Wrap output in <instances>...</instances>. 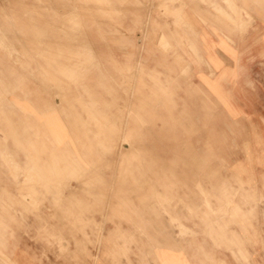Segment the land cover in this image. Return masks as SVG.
<instances>
[{
  "label": "rangeland",
  "instance_id": "rangeland-1",
  "mask_svg": "<svg viewBox=\"0 0 264 264\" xmlns=\"http://www.w3.org/2000/svg\"><path fill=\"white\" fill-rule=\"evenodd\" d=\"M217 7L211 0H0V200L13 185L10 221L21 237L30 234L36 264H69L85 249L100 264L108 255L149 264L152 256L138 247L149 240L181 247L158 251L161 261L218 264L234 249V260L247 264L244 223L260 233L264 255V150L252 163L256 185L238 186L242 176L232 167L245 162L242 142L264 129H245L223 113L226 100L221 106L210 95L207 64L191 45L200 46L201 28L223 38ZM157 19L169 34L156 32ZM215 58L209 71L216 72H206L214 80L227 71ZM192 72L209 93L187 85ZM54 118L64 130L52 129ZM61 133L69 145L52 148L47 135ZM226 195L240 223L224 212ZM205 198L214 240L200 220ZM224 224L238 230L241 244L226 245Z\"/></svg>",
  "mask_w": 264,
  "mask_h": 264
},
{
  "label": "crops",
  "instance_id": "crops-1",
  "mask_svg": "<svg viewBox=\"0 0 264 264\" xmlns=\"http://www.w3.org/2000/svg\"><path fill=\"white\" fill-rule=\"evenodd\" d=\"M226 1L211 0L214 5L218 6V9H221V6L223 4V38L221 37L222 31L220 30L217 31L219 33H216L217 36L213 35L214 30H208L212 35L211 39L207 36L206 30L203 31L201 28L199 29L200 46H197L193 40H191V45L195 46L196 57L207 64L208 70L202 68V80L205 83H208V87L211 89L209 90L211 92L210 95L219 100L218 103H220L221 106L224 105V98L226 100L225 106L227 107L223 106V113H225L227 116L228 111H230L231 115L236 117V119L233 120L229 116L227 117L232 121H235L236 123L244 125L245 129H264V0ZM228 7H233L235 13L233 14ZM187 17L189 19L194 17L190 10H188ZM156 18H158L157 15ZM228 18L235 19V22L232 23L228 20ZM156 22L158 26L156 30L157 33H160V31H162L163 34H169V30L165 25L162 24V29L160 30V25H158L160 22L158 21V19L156 20ZM221 27L222 25L220 26V28ZM216 28L218 27L216 26ZM178 36V41L185 44L184 35L179 34ZM215 56L223 61V68L227 70L225 72L223 70V72L216 80L212 79L209 74L206 73L210 72L214 74L216 72L209 71V69H211V67L209 66V61L214 62L216 60ZM217 66L220 65L217 64ZM192 76L193 78L188 81L191 82V84L189 83L187 85L191 86L197 84L198 86L203 87V84H201V80L196 76L194 72H192ZM207 77H210V79H208ZM165 81L166 79H164V82ZM171 82H173L175 86H178L180 84L179 82H181L180 77L174 78ZM204 90L207 91L205 88ZM195 91H200V89ZM18 108L21 109L20 104ZM59 128L61 131L64 130L62 126L59 127V122L54 118L52 129L59 130ZM47 138L52 148H58L60 144L63 148L69 145L67 135L62 133L60 136L54 134L49 136L47 135ZM251 138V142L248 139L242 142V147L245 149V159H243V161L245 162H240L232 166L233 169L237 172V176H242V178L240 177L237 179V182L239 183L238 186H241L242 183H244V186L246 185V183H248V186L250 184L256 185L255 178L258 175H256L252 163L255 161H259L261 158L260 154L264 150V136L262 133L256 131L252 133ZM54 139L59 141L56 142ZM64 139H66L67 142L63 144L60 141ZM257 147L260 148L259 152H257ZM3 185V183H0V190L3 189ZM6 187L7 189L9 188L11 190L12 199L11 195L5 192L4 201H2L3 199L0 200V264H36L35 244L34 241L30 238V234L27 237L25 235L21 237L17 228H14L16 224L10 221L14 217L11 213L12 207L10 206V203H12L17 198V191L13 185H7ZM262 188L264 189V180L262 181ZM244 190L245 188L243 189V191ZM261 192L262 190L259 189V198L263 197ZM208 200L211 202L209 198L204 199L207 208L209 207ZM233 201L234 200L232 199V197H228L227 195L224 197V212L231 220H238V223H240V219H242V217L234 212L229 213L228 206ZM245 202L248 203L249 199L245 200ZM211 209L212 208L210 206V208H208V211H203V213L200 215V220L206 223L205 226L207 227V230H205V232L214 240L213 231L215 224ZM178 217L179 214L171 216L173 220L178 219ZM127 220L131 221L129 217H127ZM243 225V234L245 235V237H248L249 240L245 239V241H243L237 229H230L227 225L224 224V235H222V237L227 238L226 245L234 247V245L238 246L243 241L245 243L243 245V255L248 259L247 264H264L260 260L261 257H264V255H261L263 251H260L258 244L261 236L260 233L254 231L253 229L251 231H248V224L244 223ZM186 228L189 229L188 227ZM255 229L257 228L255 227ZM115 230L119 231L120 229L116 227ZM228 230H230V232ZM10 231H12L13 234H10ZM191 231L193 230L191 229ZM257 231L259 230L257 229ZM127 234L130 237H134V233L131 231H129V233ZM111 236L112 232L109 233L108 237ZM138 247L140 250H143L144 252L151 255L152 262L154 261L155 264H181V262L172 263L171 261H161L159 258L160 252L158 251H163L164 248L182 252L181 247L179 248L176 243L166 244V246H160L159 244L149 240L148 242L143 243ZM119 249L126 250L127 247L124 245H120ZM232 250L234 251V249ZM233 251H223V260H221V262L218 261V264H241L234 260L235 255L233 256V253L235 252ZM96 253L97 252L94 250L86 249L78 251L75 253L76 260L74 262H70L69 264H100V262L96 260V258L99 257V255H96ZM183 256L186 257L185 254ZM107 257L109 258V260L105 261V264L126 263V260H124V258L126 257L124 256L123 260H121V263L115 255H108ZM236 257H239L237 251ZM49 258H53V255H49ZM110 258L115 259L110 260ZM146 261L147 260L143 259L142 264H146ZM152 262L148 263L152 264ZM189 263L192 264L193 262ZM244 264H246V262H244Z\"/></svg>",
  "mask_w": 264,
  "mask_h": 264
}]
</instances>
